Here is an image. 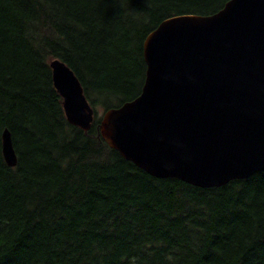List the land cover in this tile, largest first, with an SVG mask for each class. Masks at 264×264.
Returning <instances> with one entry per match:
<instances>
[{"label": "trees", "instance_id": "16d2710c", "mask_svg": "<svg viewBox=\"0 0 264 264\" xmlns=\"http://www.w3.org/2000/svg\"><path fill=\"white\" fill-rule=\"evenodd\" d=\"M227 1L0 0V264H264V172L219 188L157 179L99 132L97 109L141 92L147 35ZM55 59L95 111L87 132L66 120Z\"/></svg>", "mask_w": 264, "mask_h": 264}, {"label": "water", "instance_id": "95a60500", "mask_svg": "<svg viewBox=\"0 0 264 264\" xmlns=\"http://www.w3.org/2000/svg\"><path fill=\"white\" fill-rule=\"evenodd\" d=\"M139 96L103 111L101 138L157 179L219 188L264 172V0H229L209 16L162 21L143 42ZM69 124L87 132L95 111L74 73L49 63ZM6 165L17 158L1 135Z\"/></svg>", "mask_w": 264, "mask_h": 264}, {"label": "rangeland", "instance_id": "374dc122", "mask_svg": "<svg viewBox=\"0 0 264 264\" xmlns=\"http://www.w3.org/2000/svg\"><path fill=\"white\" fill-rule=\"evenodd\" d=\"M97 110H98V115H100V117H101L103 111H101V110H99V109H97Z\"/></svg>", "mask_w": 264, "mask_h": 264}]
</instances>
